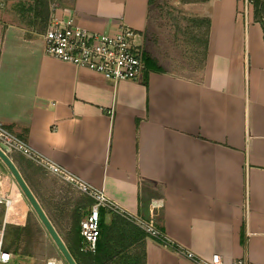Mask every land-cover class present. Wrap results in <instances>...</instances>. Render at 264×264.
Returning <instances> with one entry per match:
<instances>
[{
    "label": "crops",
    "instance_id": "crops-1",
    "mask_svg": "<svg viewBox=\"0 0 264 264\" xmlns=\"http://www.w3.org/2000/svg\"><path fill=\"white\" fill-rule=\"evenodd\" d=\"M40 1L0 0V124L130 215L149 220L159 206L157 229L177 246L264 264V17L255 5L245 16L241 0H175L197 28L189 53L201 70L184 75L165 68L180 64L163 48L145 52L157 0H47L92 32L123 22L143 34L152 65L115 84L46 56ZM143 254V264H191L148 236Z\"/></svg>",
    "mask_w": 264,
    "mask_h": 264
},
{
    "label": "built area",
    "instance_id": "built-area-1",
    "mask_svg": "<svg viewBox=\"0 0 264 264\" xmlns=\"http://www.w3.org/2000/svg\"><path fill=\"white\" fill-rule=\"evenodd\" d=\"M256 0H241L245 16ZM264 1V0H263ZM61 12V14H60ZM264 21V20H263ZM262 21V22H263ZM46 56L71 64L77 69H87L101 74L106 80L115 84L137 80L145 71L143 34L128 27L123 22L109 32L100 34L92 32L78 24L71 11L60 10L59 4H50V16L43 34ZM8 149V151L6 150ZM0 150L13 159L16 154L48 169L51 173L63 176V180L74 184L82 193L95 201L87 218L81 222V236L85 242L84 251L94 254L100 238L101 211L117 214L141 229L149 238L166 248H172L176 255L191 264H224L222 258L214 255L211 259L200 258L193 252L181 248L164 236L156 226L154 213L150 211V219L145 220L130 215L117 204L109 200L103 193L93 190L66 172L50 164L31 150L24 142L0 124ZM0 163H2L0 159ZM44 163L46 165H44ZM0 194V204L6 201ZM7 204V203H6ZM6 229L0 230V264H11L16 256L5 249ZM47 264H63L51 259ZM234 264H253L248 260H238Z\"/></svg>",
    "mask_w": 264,
    "mask_h": 264
},
{
    "label": "rangeland",
    "instance_id": "rangeland-1",
    "mask_svg": "<svg viewBox=\"0 0 264 264\" xmlns=\"http://www.w3.org/2000/svg\"><path fill=\"white\" fill-rule=\"evenodd\" d=\"M175 2V0H157L155 4L157 15L154 20L156 32L153 36L148 37L145 52H160L159 48H163L162 54H164L165 58L174 60V64H180L178 66H166L167 70L184 75L189 72L197 73L201 70L200 57H193L192 55L191 58V53H189L191 46L196 41L195 38H197V35H195V29L197 28L193 29L191 22L188 21ZM199 32V43L201 44L203 30L201 29ZM15 164L66 244L67 238L72 233L74 226V212H77L81 220L84 221L92 210V199L87 195H80L74 185L57 177L56 174L53 175L54 173L32 161L22 159L20 166L16 162ZM1 177L7 181L5 184L0 182L1 195H6V198L12 192L18 194V196L13 198V203L15 206H20L17 197L21 198L22 196L24 198V196L3 163H0ZM8 201L6 199L3 204H0V230L3 228L7 213L6 203ZM23 204V207L28 210L26 218L22 217L17 211H12L14 217L11 220L12 224L9 223L7 225L10 234L6 243L8 245L14 240L13 233L15 231L13 228H24L28 221H30L32 232L30 235L25 236V239H23L22 244H19L18 248H13V250L19 249L20 254L29 252L30 255L22 257L14 253L20 259L13 261L11 264H47L51 259H57L63 264H67L26 199L23 201ZM110 219H113V217L110 215L106 216V223L110 222ZM117 262L118 264H143V250L138 247L131 249L126 255L118 259Z\"/></svg>",
    "mask_w": 264,
    "mask_h": 264
},
{
    "label": "trees",
    "instance_id": "trees-1",
    "mask_svg": "<svg viewBox=\"0 0 264 264\" xmlns=\"http://www.w3.org/2000/svg\"><path fill=\"white\" fill-rule=\"evenodd\" d=\"M39 13L40 17H42L43 27L46 29L49 16H50V4L47 0H45L44 4V15H42L43 11V3L42 0L39 2ZM255 14L256 19L262 22V18L264 17V1L256 0L255 1ZM41 22V23H42ZM263 24V23H262ZM264 25V24H263ZM44 29V32H45ZM205 56L207 54L208 48V29L205 34ZM153 63L149 58H144L145 68L148 69L150 65ZM95 201L92 200L91 205L94 206ZM109 213L105 210L101 211V220H100V238L97 243L96 252L94 254L87 253L84 251L85 245L84 239L81 236V217L74 212V226L72 228V233L67 238L66 244L71 252L73 258L75 259L77 264H118L117 260L120 259L123 255H126L128 251L134 249L136 247L143 250L144 248V240L147 235L139 229L136 225L131 223L130 221L124 219L123 217L117 214H111L113 219L111 223L108 225L105 221L106 215ZM8 226L6 227V239H5V249L7 251H14L13 253L20 255L22 257L29 256V252L19 253V249L13 250L14 247H19V244L23 242L25 236L30 235L32 232V225L30 221L26 224L24 228H13L14 229V240L12 243H6V240L9 237ZM126 257V256H125ZM145 255L143 254V260Z\"/></svg>",
    "mask_w": 264,
    "mask_h": 264
},
{
    "label": "water",
    "instance_id": "water-1",
    "mask_svg": "<svg viewBox=\"0 0 264 264\" xmlns=\"http://www.w3.org/2000/svg\"><path fill=\"white\" fill-rule=\"evenodd\" d=\"M8 151V149H6ZM0 159L2 163L5 165V167L9 170L12 177L16 181L22 195L27 200L28 204L30 205L31 209L36 213L37 217L39 218L40 222L48 232L50 238L52 239L53 243L61 253L62 257L64 258L65 262L67 264H77L75 259L73 258L71 252L69 251L67 245L59 235V233L56 231L55 227L53 226L51 220L45 213L41 203L23 178L19 168L11 159L8 157L3 151L0 150ZM21 211H24L27 215L28 210L23 207L21 208Z\"/></svg>",
    "mask_w": 264,
    "mask_h": 264
},
{
    "label": "bare ground",
    "instance_id": "bare-ground-1",
    "mask_svg": "<svg viewBox=\"0 0 264 264\" xmlns=\"http://www.w3.org/2000/svg\"><path fill=\"white\" fill-rule=\"evenodd\" d=\"M0 182H2L4 184H5V182L7 183V181L3 180L2 177L0 178ZM4 196H6V195H4ZM16 196H17V194H15L14 192H12V193H10L6 197L7 200H9L8 203L6 204L7 211H9V210L17 211L19 214H22V217H25L26 218L25 212L24 211H21V208H23V206H24L23 201H25V199L22 197V200H18V202L20 203V206H18V205L15 206L14 203H13V198H15Z\"/></svg>",
    "mask_w": 264,
    "mask_h": 264
}]
</instances>
